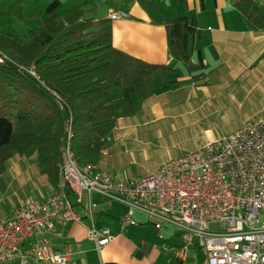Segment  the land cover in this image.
Segmentation results:
<instances>
[{
  "label": "crops",
  "instance_id": "obj_1",
  "mask_svg": "<svg viewBox=\"0 0 264 264\" xmlns=\"http://www.w3.org/2000/svg\"><path fill=\"white\" fill-rule=\"evenodd\" d=\"M61 1L31 0L35 7L32 9L41 13L36 23L42 22ZM147 1L149 8H143L136 0H99L106 11H95L89 16L92 21L109 22L114 48L143 62L172 69L163 78L158 92L143 102L140 111L118 118L107 136L96 166L115 175L117 171L127 173L124 161L132 157L135 143L145 146L152 139L173 137L185 130L198 132L205 143L186 152V156L240 129L247 121L264 119V0ZM9 11L15 14L19 9L11 5ZM118 13L126 17L109 18ZM189 17L195 22L190 42L192 67L169 56L162 25L165 20L184 21ZM213 130L218 133H209ZM170 160L177 159L165 156L152 167L151 173ZM16 191H27L28 195L15 200ZM53 192L31 153L14 155L5 161L0 173V216L9 215L28 198L44 200ZM92 195L97 198L92 225L106 228L114 236L105 248L97 250L87 239L90 222L84 219L87 206L84 192L70 195L74 210L84 223H69L41 236L55 249H69L76 264H203L204 255L194 246L185 251L182 260L176 258L175 251L182 245L178 233L169 228L156 230L138 212L132 214L135 225L125 224L126 206L106 201L96 193L90 195V200Z\"/></svg>",
  "mask_w": 264,
  "mask_h": 264
},
{
  "label": "built area",
  "instance_id": "obj_2",
  "mask_svg": "<svg viewBox=\"0 0 264 264\" xmlns=\"http://www.w3.org/2000/svg\"><path fill=\"white\" fill-rule=\"evenodd\" d=\"M125 17L109 15L111 20ZM6 60L0 52V63ZM20 72L35 77L32 67ZM65 131L58 189L44 200L28 198L0 216V264H76L69 249H55L41 236L84 223L70 198L81 192L87 195V239L97 250L114 236L92 225V193L126 206L125 224L135 225L132 214L138 212L156 230L178 233V260L194 246L203 253V264H264V119L247 121L183 158L162 163L152 174L127 179L95 165L80 166L70 149L69 125Z\"/></svg>",
  "mask_w": 264,
  "mask_h": 264
},
{
  "label": "trees",
  "instance_id": "obj_3",
  "mask_svg": "<svg viewBox=\"0 0 264 264\" xmlns=\"http://www.w3.org/2000/svg\"><path fill=\"white\" fill-rule=\"evenodd\" d=\"M10 2L23 23L13 35L0 29V52L7 58L0 63V173L10 157L31 153L55 192L65 125L76 162L96 166L116 120L138 113L172 69L114 48L109 22L89 19L99 0H62L38 23L41 13L31 0ZM136 2L151 7L147 0ZM1 4L0 18L9 19L13 12L5 14ZM162 25L169 56L192 67L194 19ZM31 67L35 77L20 72Z\"/></svg>",
  "mask_w": 264,
  "mask_h": 264
},
{
  "label": "rangeland",
  "instance_id": "obj_4",
  "mask_svg": "<svg viewBox=\"0 0 264 264\" xmlns=\"http://www.w3.org/2000/svg\"><path fill=\"white\" fill-rule=\"evenodd\" d=\"M19 2V0H16ZM2 3L1 6H3L5 10V14H9L12 12H9L11 7L10 0H0ZM97 13L105 12V7L102 8V5H97ZM10 19H14L13 21H9ZM8 20V21H6ZM10 23V24H9ZM23 22L18 23V20L16 19L15 14L11 15V17L8 19L6 17H2L0 20V29H3L4 32L9 33L11 35L15 34L17 30V26H20ZM19 24V25H18ZM8 31V32H7ZM209 133L217 134L215 130L210 131ZM205 143L203 136L199 134L198 132H189V130H185L183 132H180L173 137L171 136H165L163 139H152L148 142L147 145L141 146L139 144H133L132 146V157L130 159H125V171L126 174L120 171L116 172V175L121 178L125 177H131V176H145L147 173H151L152 167H155L157 164L161 163V161L165 158V156L171 157V159H179L184 156V154L188 151H193L197 147L198 144ZM129 175V176H125ZM28 195L27 191H16L14 194L13 199L17 200L19 198L26 197ZM92 203L95 204L97 202V198L95 195L91 196ZM82 199V198H81ZM86 198L83 196V203L86 204ZM98 200H104L101 197H98ZM107 201V200H106ZM84 204V205H85ZM116 204V203H113ZM109 206V205H108ZM115 206V205H110ZM117 206V205H116ZM119 206H122L121 204ZM211 229H215V225L210 226ZM167 234H170V231H166ZM201 253V252H200ZM199 253V254H200ZM202 257V253L199 255V260Z\"/></svg>",
  "mask_w": 264,
  "mask_h": 264
}]
</instances>
